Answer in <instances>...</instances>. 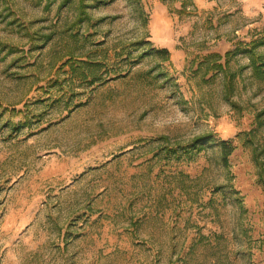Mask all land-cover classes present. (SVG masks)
<instances>
[{
  "label": "rangeland",
  "instance_id": "obj_1",
  "mask_svg": "<svg viewBox=\"0 0 264 264\" xmlns=\"http://www.w3.org/2000/svg\"><path fill=\"white\" fill-rule=\"evenodd\" d=\"M261 54L264 0H0V264H264Z\"/></svg>",
  "mask_w": 264,
  "mask_h": 264
},
{
  "label": "trees",
  "instance_id": "obj_2",
  "mask_svg": "<svg viewBox=\"0 0 264 264\" xmlns=\"http://www.w3.org/2000/svg\"><path fill=\"white\" fill-rule=\"evenodd\" d=\"M249 51L247 50L246 52H249ZM261 56L264 57V54H261ZM256 61H257V58L254 57L252 59V62L256 66V68H258V66L256 65ZM212 139H213V135L211 134H203V135L197 136L191 142L186 143V145H181V148L183 147L182 151L185 153H190L192 155L193 148H197V150L198 149L200 150L206 143L210 142ZM220 147L222 148L223 158L227 160L228 155L231 153L233 149V146L231 145V140H220ZM169 153L176 154L177 151L174 149V150H170Z\"/></svg>",
  "mask_w": 264,
  "mask_h": 264
}]
</instances>
